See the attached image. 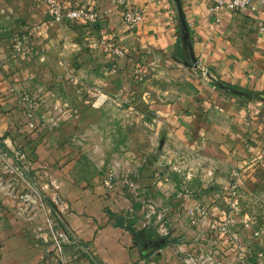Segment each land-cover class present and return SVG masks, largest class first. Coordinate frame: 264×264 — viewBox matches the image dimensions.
Here are the masks:
<instances>
[{"label": "crops", "instance_id": "1", "mask_svg": "<svg viewBox=\"0 0 264 264\" xmlns=\"http://www.w3.org/2000/svg\"><path fill=\"white\" fill-rule=\"evenodd\" d=\"M60 1L98 23L54 22L44 0H0V264H43L36 232L53 211L68 240L49 264H264V200H248L264 195V10H225L217 22L212 0H131L142 14L131 30L114 0ZM156 57L188 81L146 112L167 146L185 148L180 176L197 181L180 191L158 183L155 164L129 176L95 154L87 116L92 91L131 97L126 75ZM23 163L22 175L7 172ZM208 177L224 184L200 187ZM30 205L32 220L20 210Z\"/></svg>", "mask_w": 264, "mask_h": 264}, {"label": "rangeland", "instance_id": "2", "mask_svg": "<svg viewBox=\"0 0 264 264\" xmlns=\"http://www.w3.org/2000/svg\"><path fill=\"white\" fill-rule=\"evenodd\" d=\"M126 76L133 85L132 88L129 87L133 91L131 97L123 95L119 98L106 99L99 90L92 91L94 95L89 101V107L94 110L87 116L93 125L90 129L92 137L100 142L94 153L104 156L115 170L126 172L129 176L134 175L133 167L142 174L147 165L155 164L158 183L170 184L179 191L185 189L186 185L193 186L191 183H195L197 178L192 176V179L184 180L180 176L186 170L185 165L181 163L184 161L181 158H184L182 154L185 148L167 146V130L163 123L156 114L146 115L152 105L161 104L170 94L175 97L181 96L188 89L184 71H179L175 65H168L156 57L140 60L136 71ZM130 108L140 109L145 114L132 118L126 111ZM163 170H167L164 177ZM189 170L194 172V168ZM239 170L241 169L236 166L235 176ZM199 182L200 187L204 184L218 188L224 184L222 180L210 177ZM229 183L238 191L237 179L229 180ZM226 196L227 194H220L217 199L224 200ZM248 197V200L250 198L254 201L264 200V195Z\"/></svg>", "mask_w": 264, "mask_h": 264}, {"label": "built area", "instance_id": "3", "mask_svg": "<svg viewBox=\"0 0 264 264\" xmlns=\"http://www.w3.org/2000/svg\"><path fill=\"white\" fill-rule=\"evenodd\" d=\"M46 5L47 13L51 16L54 22L64 23L66 21L73 22L81 20L90 25H95L100 19V14L96 11L86 9L84 7L73 8L67 7L60 0H44ZM131 0H114L115 5L121 14L123 22L128 26L129 29H135L138 24L142 21L141 12L131 5ZM243 8H250L254 13L259 12L260 9L264 10V0H212L210 6V13L216 16V21H221V15L225 10L239 11ZM263 25V23H262ZM262 26V30H263ZM99 45L106 51H111L118 58L126 57L125 50L115 42L111 41H97L94 44ZM29 119L32 120L33 113L28 114ZM29 127L34 128V124L29 121ZM23 155L19 154V160L23 161ZM30 165L23 163L22 168L20 167H7V172L10 175H22L23 172L28 171ZM127 185L131 189V193L134 196L139 197L141 193L140 186L132 181H126ZM25 198V196H23ZM26 203L27 201L26 196ZM28 205V204H27ZM21 211H27L29 219L32 220L36 212V207L27 206L26 209L20 208ZM49 220L47 229L37 228L36 238L39 240L41 248V260L43 264H49L53 259V252L61 251L64 247L66 240H68V234L62 227V214L60 211H53L49 213ZM143 264V263H139ZM232 264H245L243 259H238Z\"/></svg>", "mask_w": 264, "mask_h": 264}, {"label": "water", "instance_id": "4", "mask_svg": "<svg viewBox=\"0 0 264 264\" xmlns=\"http://www.w3.org/2000/svg\"><path fill=\"white\" fill-rule=\"evenodd\" d=\"M185 31H186V33H185V35H184V39H186L187 37H188V34H187V28L185 27ZM194 61H196L195 59H194Z\"/></svg>", "mask_w": 264, "mask_h": 264}]
</instances>
